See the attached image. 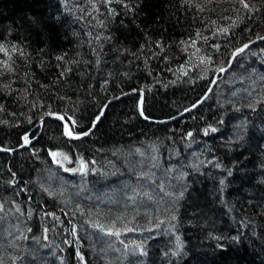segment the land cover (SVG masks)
I'll return each instance as SVG.
<instances>
[{
	"label": "trees",
	"instance_id": "obj_1",
	"mask_svg": "<svg viewBox=\"0 0 264 264\" xmlns=\"http://www.w3.org/2000/svg\"><path fill=\"white\" fill-rule=\"evenodd\" d=\"M245 1L0 0V264H264V41L175 122L130 94L195 105L264 38Z\"/></svg>",
	"mask_w": 264,
	"mask_h": 264
},
{
	"label": "water",
	"instance_id": "obj_2",
	"mask_svg": "<svg viewBox=\"0 0 264 264\" xmlns=\"http://www.w3.org/2000/svg\"><path fill=\"white\" fill-rule=\"evenodd\" d=\"M260 41H264V38H261V39L255 40V41H253V42H250V43H248V44L244 45L243 47H241V48H239V49L236 50V52L233 54V56H232V58H231V60H230V63H229V65H228V68H226V69L224 68V69L220 70L219 72H217L216 76H215L214 79H213V82H212L211 88H210V89L206 92V94L202 97V101L205 100V99L208 97V95L210 94L212 88H213V87L215 86V84L217 83V81H218V77H219L220 75H223L228 69H230V67L232 66V64L234 63V61L237 59V57H238L240 54L244 53L246 50H248L250 47H252L253 45H255L256 43L260 42ZM241 49H243V51H241ZM133 93H137V94L140 95V100H139V104H138V105H139V108H138V109H139V112H140V114H141V113H143V111H142V105H143L144 95H143V93H142L141 91H137V92H133ZM114 101H115V99L112 100L111 102H114ZM197 106H199V105H197V103H196L195 105L191 106L190 108H188V109L185 110L184 112L178 114L177 116H175L174 118L169 119V120H158V121H156V120H150V119H147V118L144 116V114H143V115L141 114V116H142V118H143L144 120H146V121H148V122H151V123H154V124H159V125L169 124V123L175 122V121H177V120H179V119L185 117L187 114H189L190 112H192ZM104 111H105V107L103 108V110L101 111V113L97 116V117H99V119H100V117L103 115ZM59 116H63V117H64V119L61 120L62 125H63V129L65 130V128H64V125H65V124H67L68 127H69L70 129H72L71 126H70V123L68 122V120L65 118L64 115H62V114H60V113H48V114H46V115L44 116V118L42 119V121L45 120V119H47V118L59 117ZM97 117H96V119L94 120V122H93V124H92L90 130H88L87 132L90 133L91 131H93L95 125L97 124V122H98V120H99V119L97 120ZM70 121H71V119H70ZM74 134H76V133H74ZM77 135L80 136L79 139H74V138H72V137H69V138H70L71 140L76 141V140H80V139H83V138H85V137L88 136V135H86V136L83 135V133H82V134H77ZM29 136H30V133L27 135L28 139H29ZM27 144H28V143H25V141L23 140L22 145H21L20 147L16 148L15 150H16V151H17V150H21V149H23L24 147H26ZM0 151H1V152H6L7 150H6L5 148H3V147L0 146Z\"/></svg>",
	"mask_w": 264,
	"mask_h": 264
},
{
	"label": "rangeland",
	"instance_id": "obj_3",
	"mask_svg": "<svg viewBox=\"0 0 264 264\" xmlns=\"http://www.w3.org/2000/svg\"><path fill=\"white\" fill-rule=\"evenodd\" d=\"M248 1H245V0H218V3L221 4V5H227V6H230L232 8H235V9H238L237 7L240 8H243L244 7V4H247ZM245 8V7H244ZM44 120L40 121V123L38 124V126H41L43 124ZM82 134V133H81ZM58 162L60 165H65L66 164V159H63L62 157H58ZM81 165V164H80ZM82 168L85 169L86 167L84 166V164H82ZM48 176H51V178H55L54 176L52 177V174H48V175H45V178L48 177ZM103 193L105 194L106 192L103 191ZM112 193V192H111ZM116 195L118 197H120L121 195L116 193ZM104 228V227H103ZM106 229V231H108V235H112L111 233L109 232H113V230L108 227V228H104Z\"/></svg>",
	"mask_w": 264,
	"mask_h": 264
},
{
	"label": "snow or ice",
	"instance_id": "obj_4",
	"mask_svg": "<svg viewBox=\"0 0 264 264\" xmlns=\"http://www.w3.org/2000/svg\"><path fill=\"white\" fill-rule=\"evenodd\" d=\"M244 7L247 8V7H249V6H248L247 4H245ZM241 51H243V49H241ZM141 114L143 115V113H141ZM57 118L60 119V120H63V119H64L63 116H59V117H57ZM98 119H99V117H97V120H98ZM64 128H65V134L68 135L69 137H72V138H74V139H79V138H80L79 135L74 134L73 130L70 129V128L68 127L67 124L64 125ZM206 131H207V130H206ZM212 131H215V129H212ZM89 134H90L89 132H85V133H83V135H85V136H86V135H89ZM189 135H191V134L189 133ZM24 141H25V143H28V142H29L27 136L24 137ZM51 155H52L53 157H56L58 154L55 153V152H53V153H51ZM64 159H67V157H64ZM117 235H118V233H117Z\"/></svg>",
	"mask_w": 264,
	"mask_h": 264
},
{
	"label": "bare ground",
	"instance_id": "obj_5",
	"mask_svg": "<svg viewBox=\"0 0 264 264\" xmlns=\"http://www.w3.org/2000/svg\"><path fill=\"white\" fill-rule=\"evenodd\" d=\"M228 65H229V64H228ZM228 65H227L226 67L220 68L218 71H216V73L214 74V77L216 76L217 72H219L220 70H222V69H224V68H225V69L228 68ZM228 70H229V69H228ZM228 70H227V71H228ZM227 71H226V72H227ZM226 72H225V73H226ZM225 73H224V74H225ZM220 76H221V75H220ZM220 76L218 77V79L220 78ZM214 77L212 78L211 85H212V82H213ZM211 85H210V87L208 88V90L211 88ZM213 89H214V87L212 88L211 92L213 91ZM208 90H207V91H208ZM133 92H137V91H135V90H134V91H131L130 94H137V93H133ZM141 92H142L143 95H144V92H143V91H141ZM211 92H210V93H211ZM205 94H206V93H205ZM204 101H205V100L202 101V98H201V99L197 102V105L202 104ZM138 108H139V105H138ZM68 138H69V137H68Z\"/></svg>",
	"mask_w": 264,
	"mask_h": 264
}]
</instances>
